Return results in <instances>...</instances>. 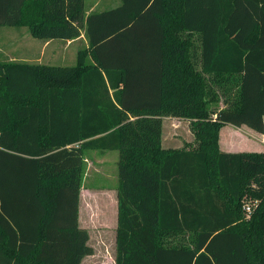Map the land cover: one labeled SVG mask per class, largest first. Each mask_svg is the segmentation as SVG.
Masks as SVG:
<instances>
[{
	"label": "trees",
	"instance_id": "obj_1",
	"mask_svg": "<svg viewBox=\"0 0 264 264\" xmlns=\"http://www.w3.org/2000/svg\"><path fill=\"white\" fill-rule=\"evenodd\" d=\"M4 26L85 30L89 50L74 66L0 62V264L93 255L90 150L120 152L116 264H264V153L219 148L226 125L264 134V0H122L87 17L85 0H0ZM167 116L191 121L192 149L163 148Z\"/></svg>",
	"mask_w": 264,
	"mask_h": 264
},
{
	"label": "rangeland",
	"instance_id": "obj_2",
	"mask_svg": "<svg viewBox=\"0 0 264 264\" xmlns=\"http://www.w3.org/2000/svg\"><path fill=\"white\" fill-rule=\"evenodd\" d=\"M112 1L114 0H85V10L89 11V8H96L100 12L110 7ZM96 5L98 6L96 7ZM28 30L25 27H0L1 63H22L23 51L26 52L27 49V44L23 40H28L30 35ZM40 42L37 41V43ZM85 46L83 39L82 44L78 43L71 47L66 54L64 51L66 59L60 60L51 58V52L48 50L44 63L54 66H74L77 62V51L76 49L73 51L74 48L77 47V50H80ZM89 60L91 61V57H89ZM223 107V101L220 99L211 103L209 110H218ZM211 117H213V114L209 112V119ZM229 127L225 129V133L235 129V126L232 125ZM249 131L252 132L254 141V149L252 150H258L255 147L259 144L264 147V144L260 141L263 136L251 130ZM194 141L195 135L192 132L190 120L171 116L163 118V143L166 147L192 149V146L188 143ZM230 142L235 143L237 148H242V150H251V145L243 139L241 141L230 140ZM85 158L86 166L80 197L79 225L87 230L90 238L89 246L93 248L94 252L93 255L84 258L81 264H115L120 152L90 150L85 153ZM246 204H250L253 210L255 209L254 202L251 199H247ZM253 263H255V260H253Z\"/></svg>",
	"mask_w": 264,
	"mask_h": 264
},
{
	"label": "crops",
	"instance_id": "obj_3",
	"mask_svg": "<svg viewBox=\"0 0 264 264\" xmlns=\"http://www.w3.org/2000/svg\"><path fill=\"white\" fill-rule=\"evenodd\" d=\"M111 6L98 12L96 10V8H89V11H86V17L89 16L92 13H101L107 10H111L114 8H117L121 5L122 0H114L111 2ZM100 4V3H99ZM98 5H96L97 7ZM28 29V28H27ZM29 31V30H28ZM30 32V31H29ZM84 39L85 42V48H81L80 50L86 49L89 50V41L86 37V32L85 30L81 31V35L80 37L76 38V39H71V40H63V39H53V40H44V39H37L35 37L32 36L31 32L29 35V38L27 41H25V39L23 40V42L27 44V49L26 52L23 51V57H22V63H27V64H31V65H46L44 63V59L46 58V54L48 52V50L51 52V58H55L56 60H60V59H66L65 58V54L67 53V51L69 52V49H71V47L75 46L78 43L82 44V41ZM37 41H41L40 43H37ZM82 47H84V45H82ZM76 49V56L78 57V52L80 50H77V47L74 48L73 51H75ZM65 51V54H64ZM72 51V52H73ZM71 53V52H70ZM199 58V57H198ZM92 60V59H91ZM77 63V62H76ZM54 66V65H52ZM231 125H226L224 126L221 131H220V138H219V148L220 151L223 153H242V152H258V153H264V147L261 146L259 144V146L256 145V149L258 150H252L254 149L253 144V135L252 132H250L249 130L253 131L252 129H248V127L246 126H242L240 128L235 127V129H231L228 132L225 133V129L228 128ZM233 126V125H232ZM229 128H233V127H229ZM237 128V129H236ZM247 128V129H246ZM255 132V131H253ZM258 133V132H255ZM194 134V133H193ZM225 134V135H224ZM260 134V133H258ZM263 137L260 140L261 143L264 144V134H261ZM244 140L247 144L251 145L250 147V151H246V150H242V148H237V145L235 143H231L230 140ZM191 142V141H190ZM188 143V145H193L195 146V141L193 143ZM162 146L165 150H177V149H173L171 147H166L163 143V136H162ZM240 147H242V145H240ZM118 206V205H117ZM118 215V213H117ZM117 227H118V216H117ZM88 257V256H87ZM116 258V256H115ZM116 264V262H115Z\"/></svg>",
	"mask_w": 264,
	"mask_h": 264
},
{
	"label": "built area",
	"instance_id": "obj_4",
	"mask_svg": "<svg viewBox=\"0 0 264 264\" xmlns=\"http://www.w3.org/2000/svg\"><path fill=\"white\" fill-rule=\"evenodd\" d=\"M253 202H254V205H255V208H256L258 202L257 201H253ZM243 209H244V211H245V213L247 215H250L254 211L252 206L250 204H246V202L244 203Z\"/></svg>",
	"mask_w": 264,
	"mask_h": 264
}]
</instances>
